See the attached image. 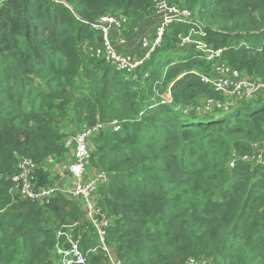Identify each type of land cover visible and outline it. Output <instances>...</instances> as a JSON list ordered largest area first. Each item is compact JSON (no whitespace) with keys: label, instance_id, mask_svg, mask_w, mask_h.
<instances>
[{"label":"trees","instance_id":"16d2710c","mask_svg":"<svg viewBox=\"0 0 264 264\" xmlns=\"http://www.w3.org/2000/svg\"><path fill=\"white\" fill-rule=\"evenodd\" d=\"M167 1L189 8L193 21L166 27L129 73L84 42L101 45L91 23L114 15L125 43L137 45L158 21L155 0H0V264H62L55 246L65 226L84 251L97 245L81 199L13 196L8 177L28 157L37 187L62 186L74 158L68 140L114 120L120 129L90 139L88 174L108 175L94 199L111 219L107 242L119 264H264V165L252 158L264 141V92L206 110L226 96L202 79L226 64L264 83V0ZM196 23L205 35L194 38L223 49L219 57L180 46ZM169 90L172 102L162 103L157 93ZM86 264L111 262L98 249Z\"/></svg>","mask_w":264,"mask_h":264},{"label":"built area","instance_id":"2783aa9c","mask_svg":"<svg viewBox=\"0 0 264 264\" xmlns=\"http://www.w3.org/2000/svg\"><path fill=\"white\" fill-rule=\"evenodd\" d=\"M154 12L155 16L161 22L154 38L149 39L148 37H143L141 40L144 49H146V53L142 56L122 53L114 46L111 40V33L112 30L115 29L119 32V42L125 43V40L120 34V27L123 20L114 15H103L95 22L91 23L92 29L102 35V44L95 45L85 41L84 47L91 52L92 55L106 58V60L113 64L118 70L133 73L143 66L156 48L161 45L166 27L174 22L193 21V13L189 8L170 4L167 0H155ZM196 24L198 26L192 28L189 34L179 35L180 46L186 47L191 43H196L199 49L207 53L206 57L208 60H213L219 57L223 49L212 50L204 40L194 38L192 34L205 35L202 25L200 23ZM216 71L217 76L211 77L208 75H202V79L205 82L213 84L218 91L224 92L229 87H232V90L235 92L240 93L245 89H249L252 93L260 88H264L263 82L252 79L245 80V76L241 77L238 70L226 64L218 65ZM157 94L161 97L162 103L172 102L170 90L167 94ZM221 102L222 101L209 99L205 105L209 106L215 103L220 105ZM120 126L118 120L111 122L100 121L78 131L68 140L67 145L73 149L74 157L65 167V172L68 171V174H70L71 177L70 185L68 187L58 184L37 187L35 173L38 169V165L33 159L28 157H19L17 164L18 172L8 177L13 183L11 188L13 196L14 194H18L24 199L48 201L56 192L63 191L71 197L81 199L86 209V216L96 230L98 236L97 245L90 246L84 251L81 247V237H75L74 235V226H65L58 231V241L55 246L56 255L60 257L62 264H86L88 255L97 252L98 249H101L109 256L111 264H119L112 256L111 249L107 242V229L110 225L111 219L108 214L104 213V211L98 207L94 199L99 186L107 181L108 175L104 171H97L94 174L89 175L88 167L91 157L89 146L91 137L109 127L118 130L120 129ZM254 157L255 156H252V158ZM257 158L260 163L264 164V156L262 152ZM64 244H68V247H64ZM185 264H211V262L204 258L190 257Z\"/></svg>","mask_w":264,"mask_h":264},{"label":"rangeland","instance_id":"374dc122","mask_svg":"<svg viewBox=\"0 0 264 264\" xmlns=\"http://www.w3.org/2000/svg\"><path fill=\"white\" fill-rule=\"evenodd\" d=\"M1 4V2H0ZM157 28V27H156ZM156 28H152L150 29L151 33L148 34V33H145V34H141V37L140 39L142 40L143 37H148L149 39H152L154 38L153 36H155V31H156ZM129 54H132V53H129ZM132 55H136V54H132ZM217 76V74H215L213 77ZM246 79H250L249 77H246L245 76V80ZM256 80V79H254ZM261 92H264V88H260L258 89L257 91L255 92H250L249 89H245L243 92H235L234 90H232V87H229L227 90H225L223 93L224 95L226 96V100H223L220 105H218L217 103L215 104H212V105H205V109L206 110H212V109H215V110H220V109H227L229 106H233L234 104L240 102L241 100L243 99H251L253 98L254 96L258 95L259 93ZM226 108H225V107ZM224 107V108H223ZM91 126V125H90ZM89 127L88 126H85L82 129H85ZM80 131V130H79ZM253 147H255V149L257 150V154L256 156L254 157L255 158V161L259 162L257 156L262 152L263 153V156H264V141L262 142H259V143H255L253 145ZM71 153H72V156H73V149L71 148ZM73 160V159H72ZM260 163V162H259ZM260 164H263V163H260ZM264 165V164H263ZM56 170L59 171L60 170V166H55ZM69 180V181H68ZM70 180H71V177H70V174H68L67 177L65 178H62L61 180V184L62 186H65V187H68L70 185ZM68 182V183H67ZM112 253V252H111ZM112 256L114 257V254L112 253Z\"/></svg>","mask_w":264,"mask_h":264},{"label":"crops","instance_id":"0c3cea01","mask_svg":"<svg viewBox=\"0 0 264 264\" xmlns=\"http://www.w3.org/2000/svg\"><path fill=\"white\" fill-rule=\"evenodd\" d=\"M160 20L158 19V21L156 20L154 23H153V27L152 28H156V31L160 25ZM151 28V29H152ZM148 34L151 33L150 29L148 31H146ZM111 40L114 44V46L117 48L118 51L122 52V53H136L138 55V52L142 51L143 48V45H142V41L141 39H139L138 41V44L135 45V44H130V43H120L119 42V39H118V34L116 31H113L112 34H111ZM137 43V42H136ZM139 45V46H138Z\"/></svg>","mask_w":264,"mask_h":264},{"label":"water","instance_id":"95a60500","mask_svg":"<svg viewBox=\"0 0 264 264\" xmlns=\"http://www.w3.org/2000/svg\"><path fill=\"white\" fill-rule=\"evenodd\" d=\"M67 173H68V171H67Z\"/></svg>","mask_w":264,"mask_h":264}]
</instances>
